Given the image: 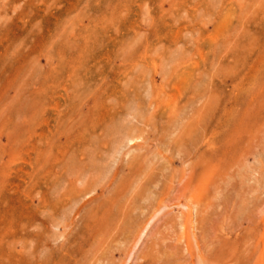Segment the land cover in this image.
<instances>
[{"label": "rangeland", "instance_id": "374dc122", "mask_svg": "<svg viewBox=\"0 0 264 264\" xmlns=\"http://www.w3.org/2000/svg\"><path fill=\"white\" fill-rule=\"evenodd\" d=\"M263 154L264 0H0V264H253Z\"/></svg>", "mask_w": 264, "mask_h": 264}, {"label": "bare ground", "instance_id": "6f19581e", "mask_svg": "<svg viewBox=\"0 0 264 264\" xmlns=\"http://www.w3.org/2000/svg\"><path fill=\"white\" fill-rule=\"evenodd\" d=\"M262 153H263V152H262ZM263 155H264V154H263ZM243 164H244V163H243ZM245 168H246V167H245ZM245 168H244V169H245ZM242 169H243V168H242ZM246 169H247V168H246ZM241 171H243V170H241ZM244 171H245V170H244ZM254 173H255V172H254ZM241 174H244V175H245V173H242V172H241ZM241 178H242V177H241ZM260 178L262 179L263 177H260ZM225 182H226V181H225ZM226 183H227V182H226ZM226 183H225V186H226ZM223 185H224V184H223ZM225 186H224V187H225ZM243 186H244V185H243ZM242 189H243V187H242ZM248 189H249V188H248ZM253 189H254V188H253ZM223 190H224V189H223ZM238 190H239V189H238ZM214 191H215V190H214ZM218 191H219V190H218ZM225 191H226V189H225ZM256 191H257V188H256ZM217 193H218V192H217ZM217 193H216V194H217ZM235 193H236V192H235ZM254 194H255V193H254ZM218 195H219V194H217V196H218ZM144 196H145V195H144ZM149 198H150V197H149ZM145 199H146V198H145ZM145 199H144V200H145ZM148 200H149V199H148ZM257 201H258V200H257ZM142 202H144V201H142ZM146 202H147V201H146ZM188 202H189V201H188ZM239 202H241V201H239ZM248 202H249V201H248ZM248 202H245V204H247ZM262 202H264V200H263ZM262 202H261V203H262ZM150 203H151V202H150ZM243 203H244V201H243ZM243 203H241V204H243ZM145 204H146V203H145ZM164 204L166 205L165 202H164ZM167 204H168V203H167ZM169 204H170V202H169ZM169 204H168V205H169ZM243 205H244V204H243ZM249 205H250V204H249ZM249 205H248V206H249ZM263 205H264V203H263ZM131 206H132V205H131ZM145 206H146V205H145ZM181 206H183V205H181ZM184 206H185V205H184ZM189 206H191V205L188 204V207H189ZM196 206H198V205H196ZM241 206H242V205H241ZM248 206H246L247 209H248ZM160 207H161V205H160ZM160 207H159V208H160ZM186 207H187V206H186ZM186 207H185V209H186ZM162 208H163V207H162ZM189 208H190V207H189ZM243 208H244V207L242 206V210H243ZM261 208H263V206H261ZM142 209H143V208H142ZM166 209H169V208H166ZM182 209H183V208H182ZM185 209H184V210H185ZM192 209H193V208H192ZM244 209H245V208H244ZM247 209H246V210H247ZM136 210H137V209H136ZM190 210H191V209H190ZM237 210H239L238 207H237ZM246 210H245V211H246ZM134 211H135V209H134ZM141 211H142V210H141ZM155 211H157V210H155ZM161 211H162V209H161L160 211L158 210L159 215H160ZM185 211H187V209H186ZM194 211H195V210H194ZM194 211H193V213H194ZM198 211H199V208H198ZM198 211H197V212H198ZM243 211H244V210H243ZM243 211H242V215H241V214H238V216H239V215L244 216V215H243ZM248 211H249V210H248ZM258 211H259V210H258ZM135 212H136V211H135ZM146 212H147V211H146ZM153 212H154V211H153ZM158 212H155V213H158ZM201 212H202V211H201ZM238 212H239V211H238ZM140 213H141V212H140ZM142 213H144V212H142ZM142 213H141L140 217H142V215H143ZM182 213H183V212H182ZM132 214H133V213H132ZM144 214H145V213H144ZM152 214H153V213H152ZM188 214H189V212H188ZM247 214H248V213H247ZM263 214H264V213H263ZM149 215H150V214H149ZM159 215H158V214H153V217H152L151 220L154 221V218L156 219L155 216H159ZM179 215H180V213H179ZM185 215H186V214H185ZM194 215H195V214H194ZM146 216H147V215H146ZM186 216H187V215H186ZM200 216H201V215H200ZM257 216H259V215H257ZM260 216H261V215H260ZM260 216H259V217H260ZM147 217H148V216H147ZM138 218H139V217H138ZM138 218H135V219H138ZM148 218H149V217H148ZM163 218H165V217H163ZM163 218H162V219H163ZM188 218H190V217H188ZM192 218H193V217H192ZM236 218H237V216H236ZM158 219H159V218H158ZM158 219H157V221H158ZM197 219H198V217H197ZM199 219H200V218H199ZM220 219H221V218H220ZM258 219H260V218H258ZM263 219H264V218H263ZM147 220H148V219H147ZM188 220H189V219H188ZM236 220H237V219H236ZM241 220H242V219H241ZM260 220H262V219H260ZM193 221H194V220H193ZM196 221H197V220H196ZM198 221H199V220H198ZM237 221H238V220H237ZM239 221H240V220H239ZM144 222H145V220H144ZM155 222H156V221H155ZM160 222H162V221H160ZM160 222L157 223V224H160ZM186 222H188V221H186ZM190 222H191V221H190ZM194 222H195V221H194ZM246 222H247V221H246ZM258 222H259V221H258ZM258 222H257V223H258ZM133 223L135 224V222L132 221V224H133ZM148 223H150V222H148ZM151 223H152V222H151ZM151 223H150V225H151ZM192 223H193V222H192ZM198 223H201V220H200V222H198ZM198 223L195 222V224H198ZM260 223H261V222H260ZM134 224H133V225H134ZM168 224H169V223H168ZM186 224H187V223H186ZM188 224H190V223H188ZM136 225H137V224H136ZM143 225H144V224H143ZM146 225H147V223H146ZM192 225H194V224H192ZM192 225H190V226H192ZM137 226H138V225H137ZM137 226H136L135 228L138 229L141 225H139V227H137ZM148 226H149V225H148ZM159 226H160V225H159ZM162 226H163V225H162ZM165 226H166V225H165ZM187 226H189V225H187ZM187 226H186V227H187ZM200 226H202V225L200 224ZM219 226H220V224H219ZM193 227H194V226H193ZM209 227H210V226H209ZM214 227H215V225H214ZM223 227H224V226H223ZM132 228H134V226H133ZM170 228H172V227H170ZM183 228H184V227H183ZM198 228H199V226H198ZM204 228H205V227H204ZM217 228H219V227L217 226ZM217 228L215 227L213 232H215V230H216ZM256 228H257V227H256ZM256 228H255V229H256ZM260 228H263V227L261 226ZM260 228H259V229H260ZM139 229H140V228H139ZM193 229H194V228H193ZM211 229H212V228H211ZM223 229H224V228H223ZM223 229H222V230H223ZM163 230H164V228H163ZM169 230H170V229H169ZM196 230H197V227H196ZM202 230H203V229H201V232H202ZM225 230H226V229H225ZM260 230H261V229H260ZM144 231H145V229H144ZM144 231H140V232L144 233ZM146 231H147V230H146ZM157 231H158V230H157ZM190 231H191V229H190ZM197 231H198V230H197ZM199 231H200V230H199ZM220 231H221V230H220ZM134 232H135V235H136V231H135V230H134ZM195 232H196V231H195ZM195 232H194V234H197V235L199 234V233H195ZM206 232H207V231H206ZM216 232H217V230H216ZM258 232H259V231H258ZM263 232H264V229H263ZM263 232H261V233H263ZM142 233H141V234H142ZM148 233H149V232H148ZM148 233H147V234H148ZM174 233H175V232H174ZM208 233H209V232H208ZM217 233H218V232H217ZM259 233H260V232H259ZM261 233H260V234H261ZM137 234H138V231H137ZM181 234H182V233H181ZM181 234H180V235H181ZM214 234H215V233H214ZM260 234H259V236H261ZM139 235H140V234H139ZM143 235H144V234H142V235H140V236L143 237ZM150 235H151V234H150ZM150 235H149V236H150ZM182 235H183V234H182ZM182 235H181V236H182ZM199 235H200V234H199ZM205 235H206V233H205ZM220 235H221V234H220ZM252 235H253V234H252ZM181 236H178V237H180V239H181ZM206 236H207V235H206ZM213 236H214V235H213ZM213 236H212V237H213ZM217 236H219V235H216L215 237H217ZM135 237H136V236H135ZM145 237H148V235H147V236L145 235ZM199 237H201V236H199ZM254 237L256 238V235L253 236V238H254ZM262 237H263V234H262ZM118 238H119V237H118ZM136 238H137V237H136ZM136 238H135V239H136ZM150 238H152V236H150ZM184 238H185V237H184ZM187 238H188V237H187ZM203 238H204V237H203ZM247 238H248V237H247ZM115 239H116V238H115ZM138 239H141V238H138ZM138 239H137V244H139V243H138L139 241L141 242V240L138 241ZM152 239H153V238H152ZM177 239H179V238H177ZM180 239H179V240H180ZM205 239H206V238H205ZM213 239H215V238H213ZM222 239H223V238H222ZM251 239H252V237H251ZM257 239H260V238H257ZM116 240H118V239H116ZM142 240H144V238H143ZM150 240H151V239H150ZM175 240H176V238H175ZM179 240H178V242H179ZM196 240H197V239H196ZM206 240H207V239H206ZM206 240H204V243H205ZM231 240H232V239H231ZM262 240H263V239H262ZM134 241H135V240H134ZM188 241H189V240H188ZM188 241H187V242H188ZM208 241H211V239H209ZM217 241H219V240H217ZM225 241H226V239H225ZM229 241H230V240H229ZM249 241H251V240H249ZM249 241H247V243H248ZM260 241H261V240H260ZM119 242H120V241H119ZM135 242H136V241H135ZM146 242H147V241H146ZM176 242H177V241H175V243H176ZM200 242H201V240H200ZM213 242H214V241H213ZM213 242H212V243H213ZM215 242H216V241H215ZM215 242H214V243H215ZM223 242H224V241H223ZM227 242H228V241H226V243L224 244L225 246L228 244ZM230 242H231V241H230ZM257 242H258V240H257ZM141 243H142V242H141ZM180 243H181L180 245H182L181 240H180ZM189 243H190V242H189ZM197 243H198V242H197ZM202 243H203V241H202ZM202 243H201V244H202ZM212 243H211V244H212ZM216 243H217V245L219 244L218 242H216ZM216 243H215V244H216ZM220 243H221V241H220ZM251 243H252V242H250V244H251ZM259 243H260V242H259ZM259 243H258V244H259ZM262 243H263V242H262ZM108 244H109V243H108ZM114 244H115V242H114ZM114 244L112 243V245H114ZM120 244H121V242H120ZM120 244H118V245H120ZM145 244H146V243H145ZM177 244L179 245V243H177ZM230 244H231V243H230ZM245 244H246V243H245ZM254 244H255V243H254ZM112 245H111V246H112ZM135 245H136V244H135ZM174 245H175V244H174ZM186 245H187V243H186ZM198 245H199V244H198ZM205 245H206V244H205ZM205 245H204V246H205ZM224 245H221V246H222V247H220L221 250H222V248H223ZM107 246H108V245H107ZM107 246H106V248H107ZM111 246H109L110 249H111ZM142 246H143V245H142ZM190 246H191V245H190ZM202 246H203V245H202ZM202 246H201V249H202ZM207 246H208V245H207ZM212 246L214 247V244H213ZM212 246H209V248L211 247V249H213ZM219 246H220V245H219ZM244 246H245V245H244ZM247 246H248V245H247ZM247 246H246V247H247ZM251 246H252V245H251ZM258 246H259V245H258ZM109 247H108V248H109ZM115 247H116V246H115ZM134 247H135V246H133L132 249H134ZM143 247H144V246H143ZM170 247H171V246H170ZM170 247H169V248H170ZM177 247H180V246H177V245H176V249L178 250L179 248H177ZM183 247H184V246H183ZM215 247H216V246H215ZM215 247H214V248H215ZM71 248H72V247H71ZM106 248H105V249H106ZM113 248H114V247H113ZM113 248H112V249H113ZM119 248H120V247H119ZM119 248H118V249H119ZM135 248H136V247H135ZM172 248H174V246H173ZM217 248H218V247H217ZM252 248H255L254 245H253ZM110 249H108V250H110ZM141 249H142V248H141ZM206 249H207V248H206ZM206 249H204V251H205ZM211 249H210V251H211ZM223 249H224V252H225V250H226V253L228 252V251H227L228 248H225V247H224ZM258 249H259V248H258ZM258 249H257V250H258ZM108 250H107V251H108ZM169 250H172V249H169ZM174 250H175V249H174ZM179 250H180V249H179ZM196 250H197V249H196ZM202 250H203V249H202ZM202 250H201V251H202ZM215 250H216V248H215ZM215 250H214V251H215ZM251 250H252V249H251ZM251 250L249 249V251H251ZM107 251H106V253L109 252V251H108V252H107ZM110 251H111V250H110ZM131 251H132V250H131ZM199 251H200V250H199ZM204 251H203L202 253H205V254H206V252H204ZM206 251H207V250H206ZM210 251L208 252V254L211 253ZM222 251H223V250H222ZM222 251L219 252L220 254L222 253L220 256H222V257L224 256V257H225L226 253L223 254ZM247 251H248V250H247ZM247 251H246V254L248 253ZM253 251H254V250H253ZM259 251H261V249H259ZM113 252H115V251H112V253H113ZM134 252L136 253V251H134ZM134 252H133V253H134ZM171 252H172V251H171ZM175 252H176V251H175ZM135 253H134V254H135ZM168 253H170V252H166V261L168 260V259H167V258H168L167 255H170V254H168ZM173 253H174V251H173ZM176 253H177V255L179 254L178 252H176ZM188 253H189V252H188ZM190 253H191V252H190ZM199 253H200V252H199ZM237 253H239V252H237ZM251 253H252V252H251ZM258 253H259V252H258ZM103 254H104V253H103ZM130 254H131V252H130ZM140 254H141V253H140ZM143 254H144V253H143ZM256 254H257V253H256ZM104 255H105V254H104ZM104 255H103V256H104ZM132 255H133V254H132ZM136 255H137V253H136ZM141 255H142V254H141ZM164 255H165V253H164ZM177 255L174 254L175 258H177ZM190 255H191V254H190ZM212 255H213V254H212ZM250 255H251V254H247L246 257H247V256L249 257ZM103 256H101V257H103ZM174 256H173V258H174ZM178 256H180V254H179ZM182 256H183V255H182ZM202 256H203V255H202ZM205 256H206V255H205ZM208 256H209V255H208ZM213 256H215V257L217 256V257H218V255H213ZM239 256H240V255H239ZM135 257H136V256H135ZM141 257H142V256H141ZM144 257H145V256H144ZM170 257H171V256H170ZM170 257H169V260H168V261H170V259H171ZM234 257H235V256H234ZM129 258H130V257H129ZM129 258H128V259H129ZM138 258H139V257H138ZM178 258H179V257H178ZM203 258H204V257H202V258H201V257H198V261H197V262H198L199 264H205V263H206V262L204 261L205 258H204V259H203ZM209 258H210V257H209ZM219 258H220V257H219ZM240 258H241V257H240ZM240 258H238V259L240 260V262H242V260H241L242 258H241V259H240ZM141 259H142V258H141ZM143 259H144V258H143ZM181 259H182V258H181ZM206 259H207V258H206ZM216 259H217V258H216ZM220 259H221V258H220ZM225 259H226V258H225ZM235 259H236V258H235ZM238 259H237V260H238ZM245 259H246V258H245ZM250 259H251V256H250ZM100 260H101V259H100ZM129 260H130V259H129ZM132 260H133V259H132ZM136 260H137V259H136ZM139 260H140V258H139ZM176 260H178V259H176ZM176 260H174V261H176ZM190 260H191V259H190ZM237 260H236V261H237ZM243 260H244V258H243ZM255 260H256V261L252 262L253 264H264V246H263V249H262V251L260 252V254H259L258 256H257V255L255 256ZM103 261H104V260H103ZM103 261L101 260V262H103ZM166 261H165V262H166ZM182 261H184V260H182ZM208 261H209V260H208ZM214 261L216 262L217 260L214 259L213 262H214ZM224 261H226V260H224ZM231 261H232V260H231ZM231 261H230V262H231ZM236 261L233 260L234 263H235ZM95 262H96V261H95ZM98 262L100 263V261H98ZM105 262H107V260H105ZM165 262H164V263H165ZM176 262H177V261H176ZM204 262H205V263H204ZM211 262H212V261H211ZM211 262H210V264H212ZM220 262H221V261H220ZM230 262H229V263H230ZM243 262H245V260H244ZM243 262H242L241 264H248V262H247V263H243ZM249 262H250V261H249ZM99 263H98V264H99ZM127 263H128V262H127ZM127 263H126V264H127ZM172 263L176 264L175 262H172ZM178 263L180 264V263H182V262H179V261H178ZM207 263H208V262H207ZM207 263H206V264H207ZM216 263H217V262H216ZM237 263L239 264L238 261L236 262V264H237ZM100 264H101V263H100ZM105 264H107V263H105ZM157 264H158V263H157ZM168 264H169V263H168ZM184 264H186V262H185ZM208 264H209V263H208ZM220 264H223V263L221 262ZM224 264H225V263H224ZM232 264H233V263H232ZM250 264H251V262H250Z\"/></svg>", "mask_w": 264, "mask_h": 264}]
</instances>
